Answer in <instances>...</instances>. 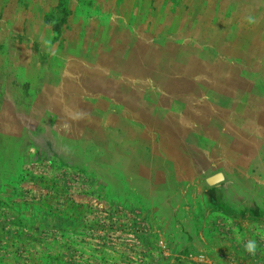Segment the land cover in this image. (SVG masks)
Masks as SVG:
<instances>
[{"label": "rangeland", "instance_id": "374dc122", "mask_svg": "<svg viewBox=\"0 0 264 264\" xmlns=\"http://www.w3.org/2000/svg\"><path fill=\"white\" fill-rule=\"evenodd\" d=\"M259 99L264 0H0V264H264V220L201 197L158 210L111 204L86 177L24 167L25 141L11 137L44 135L61 118L118 123L129 114L119 100H159L178 115L167 136L181 160L186 131L217 116L210 101L231 120Z\"/></svg>", "mask_w": 264, "mask_h": 264}, {"label": "crops", "instance_id": "0c3cea01", "mask_svg": "<svg viewBox=\"0 0 264 264\" xmlns=\"http://www.w3.org/2000/svg\"><path fill=\"white\" fill-rule=\"evenodd\" d=\"M157 101L151 100L149 107L143 102L146 106L142 107L137 101L119 100L118 107L122 103L129 114L126 121L120 118L118 123L110 116L101 127L73 117L61 118L46 127L44 135L39 127L27 137L22 133L11 137L25 141L24 167L48 163L86 177L87 185L94 189L90 192L111 204L158 210L177 199H182L179 205H183L190 201L185 198L201 197L232 218L264 220V100L249 105L245 112L233 106L231 120L224 117L231 114L225 106L210 101L209 105L218 107L217 116L202 132L186 131L181 150L189 157L182 153L181 160L172 151L174 135L167 136L173 122L179 121L178 115L171 105L169 111L163 110ZM111 108H107L108 115ZM129 117L144 118L146 124L133 125ZM180 126L182 132L186 130ZM180 164L181 171L177 168ZM194 164L201 168L193 170ZM194 172L196 179L202 175L200 185L193 182ZM217 174L222 177L220 182L210 184L208 180Z\"/></svg>", "mask_w": 264, "mask_h": 264}, {"label": "clouds", "instance_id": "9594fccd", "mask_svg": "<svg viewBox=\"0 0 264 264\" xmlns=\"http://www.w3.org/2000/svg\"><path fill=\"white\" fill-rule=\"evenodd\" d=\"M248 20H249V22H252L253 18L252 17H248ZM245 248L250 254H254L256 249H257V242L254 239L253 240H249V241L246 242Z\"/></svg>", "mask_w": 264, "mask_h": 264}, {"label": "water", "instance_id": "95a60500", "mask_svg": "<svg viewBox=\"0 0 264 264\" xmlns=\"http://www.w3.org/2000/svg\"><path fill=\"white\" fill-rule=\"evenodd\" d=\"M221 178H222L221 175H220V174H217V175H214L213 177H211V178L208 180V182H209L210 184H215V183L220 182Z\"/></svg>", "mask_w": 264, "mask_h": 264}]
</instances>
